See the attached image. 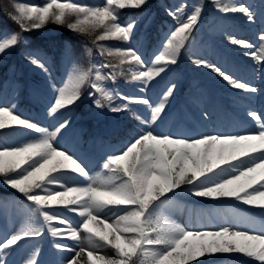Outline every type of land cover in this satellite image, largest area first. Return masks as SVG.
<instances>
[{
  "label": "snow or ice",
  "instance_id": "obj_1",
  "mask_svg": "<svg viewBox=\"0 0 264 264\" xmlns=\"http://www.w3.org/2000/svg\"><path fill=\"white\" fill-rule=\"evenodd\" d=\"M147 3L148 0H102L85 5L76 0H44L40 5L14 4V14H9V18L20 32L9 30L0 35V55L26 44L24 32L49 23L94 36L92 46L84 45L90 58L88 66L72 62L62 86L52 80L45 60L31 51L24 53L28 63L49 76L55 93L48 107L49 115L73 105L87 85L95 107H107L112 112L131 111L140 130L125 148L109 155L102 172L93 176L78 158L56 143L69 120L50 131L16 114L14 104L0 105V132L21 126L37 134L19 144L0 142V183L30 202L28 211L39 224H25L0 240V264H8L9 249L26 238L42 236L45 228L54 240L74 242L54 244L57 250L72 253L63 264H204L201 258L216 254L248 258L238 260L237 264H264V220L247 218L243 228L227 225L218 230H190L169 214L173 196L182 186H187L195 197L233 198L264 211V118L254 110L248 112L258 126L253 134L178 136L155 132L154 126L165 114L176 90L175 83L167 86L155 102L143 96L120 95L108 86L119 76L130 74L132 81L140 83V91L145 92L155 78L169 70V65L178 62L204 8L202 0H195L191 11L186 0L166 8L174 25L153 57L146 61L140 49L131 45L139 21L136 17L122 18V10L141 9ZM211 3L220 13H241L248 21L255 19L251 7L240 0ZM227 39L231 44L251 49L245 55L256 59L259 69L264 71V33L258 47L232 35ZM101 41H117L126 46H109ZM104 56L115 58V62L97 59ZM191 60L216 73L234 89L258 91L202 57ZM118 98L128 103L115 105L113 101ZM131 103L145 106L146 115L130 109ZM70 174L82 177L84 182L70 185ZM65 213H73L78 219H70ZM105 248L111 249L113 255H104ZM38 257L37 249L26 264H39Z\"/></svg>",
  "mask_w": 264,
  "mask_h": 264
},
{
  "label": "rangeland",
  "instance_id": "obj_2",
  "mask_svg": "<svg viewBox=\"0 0 264 264\" xmlns=\"http://www.w3.org/2000/svg\"><path fill=\"white\" fill-rule=\"evenodd\" d=\"M43 2L44 0H19L15 4L34 3L40 5ZM76 2L85 5H95L101 3L102 0H88V2L87 0H76ZM181 2L183 0H148L147 5L141 9L122 10V18L136 17L139 21L133 34L131 45L140 49L146 61L153 57V54L163 42L165 35L174 25L173 19L167 14L165 9L168 7L174 8ZM186 2L189 5L188 11H191L190 6L195 0H186ZM202 2L204 4L203 12L198 24L192 31L187 47L182 50L178 62L175 65H169V70L166 73H162L160 77L155 78L145 92L140 91V83L132 81L130 74L121 76L123 81H119L117 78L114 84L109 82L108 86L114 88L120 95L128 97L143 96L153 102L158 99L159 95L171 83L177 85L173 96L169 100L165 114L154 126L155 132L173 133L178 136L218 134V132L213 130V115H208L210 106H208V103L210 101L215 103L210 106L212 111H215L221 106V101L232 100L235 102V100H239L235 104L228 102L224 104V107H229L231 112L228 111L218 115L219 118L223 119V129L230 125V121L237 125L239 120L243 121L244 117H250L246 112H239V109L243 108L244 105V103L240 102V98L245 99L244 93L251 92L232 88L210 69L193 64L191 57H202L217 64L241 82H249V71L258 69L259 62L250 54L245 55L246 52L250 53V50L247 51L246 48L240 45L231 44L227 37L232 35L258 47L261 43L259 37L264 33V0H240V2L251 7L255 14L253 21H248L241 13H220L214 8L211 0H202ZM155 23L159 24L157 29L159 35H155V31L152 29ZM49 25L50 23L35 31L40 35H52L55 30L46 29ZM5 32L7 31L0 30V35ZM22 35L27 39L26 44L21 43V47H14L6 54L0 55V69L2 66L8 65L7 79L4 81L0 91V105L14 104L16 114L36 122L40 126L47 127L50 131L63 120H69V126L60 134L56 143L61 149L68 150L70 154L78 158L88 169L90 175H98L102 172V165L106 158L125 148L129 141L137 135L140 125L132 118L131 111L112 112L107 107L97 108L93 103V98L89 97L88 102L90 105L87 110V121L90 125H95L91 128V133L92 135L98 133V137L96 136L94 139L83 143L81 127L82 125L87 127V125L84 124L83 119L72 108H65L55 115H49L48 107L55 94L50 86L49 76L35 65L28 63L24 58V53L31 51L45 60L52 80L57 86H62V81L67 79L71 63L75 62L77 65L76 57L66 48L63 60L57 68L48 52L29 48L27 32ZM150 36L155 38V42L153 40L150 42L152 47H148ZM99 43L109 46H126L117 41H101ZM13 50L18 53L19 60L16 58L18 63L15 62V58L10 61L8 59L14 52ZM93 52L95 56V48ZM97 59L115 62V58L108 56ZM181 59L186 63L187 71H180ZM253 65H256V67H253ZM201 68L205 71H202ZM104 71L107 72L109 69H104ZM216 78H219L220 84ZM218 88L221 90H218ZM215 89H217L216 93H214ZM90 91L92 90L90 89ZM232 91L236 92V95L231 94ZM255 94L259 102L257 108L264 111V91H257ZM177 96H180L181 101L179 104L176 103ZM113 103L122 105L128 103V101L118 98ZM129 108L146 115L145 106L142 104L131 103ZM232 113L237 119L234 118ZM126 118L131 119L133 122L129 131L131 134L130 138L114 140V138L110 137V134L117 125L115 121H123ZM123 124L126 125V123ZM84 131L89 133L90 129L87 127ZM234 131L232 132L233 134H253L251 131L240 133L237 126ZM36 135L31 130L24 129L21 126H14L0 132V142L19 144L35 138ZM83 182L82 177L70 174L68 180L70 185ZM182 188L188 190L187 186H182ZM0 189L14 192L13 195L9 194L5 199L0 197V240L21 230L28 223L39 227V224L36 223L37 217L28 211L30 202L26 201L20 193L3 183H0ZM169 195L171 196L172 194L170 193ZM16 197L20 200L22 198V202L19 203ZM173 201L174 204L169 208L171 218L176 223L186 226L190 230H218L221 226L227 225L243 228L246 226L247 218H254L257 221L264 220V211L261 209L245 204L238 207L232 201L227 200V198L209 199L195 197L189 191L183 192L181 189H177L175 196H173ZM65 214L70 219H78L73 213ZM55 243L72 245L74 242L71 240H54L45 228L42 236L26 238L18 242L17 246L9 249L6 259L8 264H26L32 253L38 249L39 264H63L64 258L72 255V253L57 250L54 247ZM103 254L111 256L113 252L111 249L105 248L103 249ZM235 257L233 254H216L206 255L201 259L204 264H237L238 260H248V258L245 259L246 257H242L239 254H235ZM84 259L86 260V254ZM194 264H198V262H194ZM249 264H254V262H249Z\"/></svg>",
  "mask_w": 264,
  "mask_h": 264
},
{
  "label": "trees",
  "instance_id": "obj_3",
  "mask_svg": "<svg viewBox=\"0 0 264 264\" xmlns=\"http://www.w3.org/2000/svg\"><path fill=\"white\" fill-rule=\"evenodd\" d=\"M17 0H0V27L8 29L15 32H20L18 25L9 18V14H14V4ZM53 28L56 34L49 36H41L36 32L28 31V36L30 39L29 45L32 48H40L51 53L53 62L56 66L61 61L62 53L65 48L69 47L70 50L75 54L77 58V63L79 66L87 67L90 58L85 53L84 45L87 43L92 46L91 41L94 36L81 35L79 33L70 31L64 26H58L56 24L50 23L46 29ZM98 34V33H97ZM22 44L20 45V47ZM2 72L0 74V86L4 82L3 74L6 71V67H2ZM88 86L85 85L82 89L81 98L74 103L72 106L81 117H87L89 102L87 99ZM85 120V119H84ZM127 125H130L129 123ZM129 127L125 126L121 133L125 132ZM120 132V131H118ZM119 134V133H118ZM89 136V135H88Z\"/></svg>",
  "mask_w": 264,
  "mask_h": 264
},
{
  "label": "bare ground",
  "instance_id": "obj_4",
  "mask_svg": "<svg viewBox=\"0 0 264 264\" xmlns=\"http://www.w3.org/2000/svg\"><path fill=\"white\" fill-rule=\"evenodd\" d=\"M246 50L247 51H249V50L252 51L251 49H246ZM221 66L225 67L224 65H221ZM253 67H256V65H253ZM201 70L203 71L204 69L201 68ZM249 75H250V77H248V78H250V80H249L248 83H250L252 86H255L258 89V91H264V71L260 70L259 68L258 69H252V70L249 71ZM216 80H217L218 83L220 82L219 78H216ZM218 90H221V89H218ZM235 93L236 92L232 91L231 94L236 95ZM244 97H245V99H242V100L240 98V100L243 101L244 105H243V108L239 109V112H246L248 114L249 111H253L254 110L255 112H257L258 115H260L262 118H264V111L257 108V105H259V102L257 100L256 94L255 93H244ZM233 103H234V101H233ZM211 104L212 103H210V106H211ZM218 108H219V110L218 111H214V112H212V110H210V108H209V112H208L209 116L213 115V117H214V121L215 122H214L213 130L215 132H218V133H220V132H222V133H231V132H233L234 131V127H235L233 125V123L230 121V125L224 130L221 127L223 119L219 118V116H218L219 114H222V113L227 112L229 110H227V108L222 110L221 106H219ZM236 126H238V129L240 131H244V132L252 131L253 133H255L256 131H258L257 123L251 117H244L243 121L239 120V124H237ZM181 190L183 192L188 191L187 189L185 190V188H181ZM228 199H231L232 202L234 204H236L238 207L243 204L242 202L236 201L233 198H228ZM245 259H247V258H245Z\"/></svg>",
  "mask_w": 264,
  "mask_h": 264
}]
</instances>
